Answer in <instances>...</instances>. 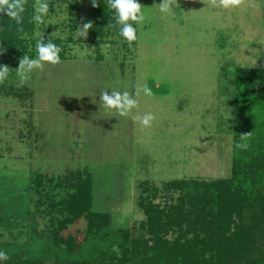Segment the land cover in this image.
<instances>
[{
  "label": "rangeland",
  "instance_id": "1",
  "mask_svg": "<svg viewBox=\"0 0 264 264\" xmlns=\"http://www.w3.org/2000/svg\"><path fill=\"white\" fill-rule=\"evenodd\" d=\"M138 2L146 19L129 21L137 36L131 47L114 23L95 34L92 0H49L45 23L32 20L34 31L22 39L32 59L38 39L58 41L61 62L45 64L17 87L23 56H0L10 70L0 84V233L9 257L0 264L121 257V232L136 233L147 221L139 205L142 185L160 191L154 203L164 208L165 187L173 182L231 177L237 131H247L242 128L256 112L237 100L236 73L264 70V0L228 10L181 0L172 14L159 11L162 0ZM89 21L87 38L78 37L77 26ZM144 85L152 96L135 95ZM113 89L137 99L133 114H154L151 127L104 109L100 94ZM79 175L92 180V211L107 224L89 235L82 218L62 231V238H75L73 254L54 242L52 233L67 214L50 204L72 195L70 183Z\"/></svg>",
  "mask_w": 264,
  "mask_h": 264
},
{
  "label": "trees",
  "instance_id": "2",
  "mask_svg": "<svg viewBox=\"0 0 264 264\" xmlns=\"http://www.w3.org/2000/svg\"><path fill=\"white\" fill-rule=\"evenodd\" d=\"M32 9L25 6L22 25L6 15L0 16V45L4 49L0 56L21 57L28 53V43L17 29L22 27L26 34L34 31ZM114 17L115 10L99 1L92 10L95 34L103 35L109 23L115 24ZM51 41L60 46L58 41ZM59 55L62 59L63 52ZM236 79L241 88L237 100L244 110L256 112L252 113L250 127L242 128L247 131H237L231 177L213 182H173L165 187L169 203L164 208L154 203L160 191L149 184L142 185L139 205L147 221L140 224L136 233L121 232V257L69 264H264V70L240 68ZM237 144H246L247 148H237ZM75 179L76 183H70L74 193L50 204L67 214L52 233L54 242L64 244L73 254L77 249L75 238H62V231L82 218L91 227L89 235L107 224L104 215L92 211V180L80 175ZM35 181L43 186L42 176Z\"/></svg>",
  "mask_w": 264,
  "mask_h": 264
},
{
  "label": "clouds",
  "instance_id": "3",
  "mask_svg": "<svg viewBox=\"0 0 264 264\" xmlns=\"http://www.w3.org/2000/svg\"><path fill=\"white\" fill-rule=\"evenodd\" d=\"M204 3L217 9H238L249 4L251 6V0H204ZM27 0H0V16L6 15L8 19L15 21L17 25L23 23V13ZM108 4L111 9L115 10V25L120 26V36H122L127 42L129 47L137 39L136 28L132 23L141 24L145 21L146 15L142 11L143 6L138 0H108ZM93 7H97V0H92ZM181 0H162L158 4L159 11L164 14H172L173 8H180ZM49 0H35L33 4L34 14L32 20L37 25H43L45 23V17L49 14ZM113 25V26H115ZM93 27L92 23L86 22L77 26V35L80 38H87L89 30ZM18 32L23 33L21 38H26L27 34L24 33L22 27H18ZM104 48H110L111 45L105 43ZM37 57L35 59L29 58L24 55L19 61V67L16 70V76L18 78L17 87L24 86L30 81L33 71H43L45 64L56 65L61 62L59 53L62 48L48 39L45 41L42 37L37 40L36 43ZM4 49L0 45V54H3ZM10 70L7 65H0V84H3L9 77ZM143 91L144 95L152 96V89L147 85L142 88L138 87L135 95L139 96ZM101 106L106 110H115L118 116L128 117L134 122H137L142 128L151 127L152 121L155 120V116L152 113H145L142 116L133 114L132 110L138 107V101L129 92H120L115 89L109 94L108 91H102L100 94ZM249 135V134H247ZM246 135H242V138ZM237 148L246 149V144H237ZM9 259L8 255L0 251V260Z\"/></svg>",
  "mask_w": 264,
  "mask_h": 264
}]
</instances>
